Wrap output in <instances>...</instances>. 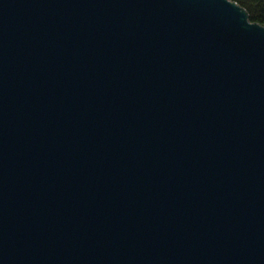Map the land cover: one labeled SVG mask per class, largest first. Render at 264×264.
I'll return each instance as SVG.
<instances>
[{
  "label": "water",
  "instance_id": "obj_1",
  "mask_svg": "<svg viewBox=\"0 0 264 264\" xmlns=\"http://www.w3.org/2000/svg\"><path fill=\"white\" fill-rule=\"evenodd\" d=\"M0 264H264V24L0 0Z\"/></svg>",
  "mask_w": 264,
  "mask_h": 264
},
{
  "label": "trees",
  "instance_id": "obj_2",
  "mask_svg": "<svg viewBox=\"0 0 264 264\" xmlns=\"http://www.w3.org/2000/svg\"><path fill=\"white\" fill-rule=\"evenodd\" d=\"M244 6L250 13L252 21L264 24V0H235Z\"/></svg>",
  "mask_w": 264,
  "mask_h": 264
}]
</instances>
